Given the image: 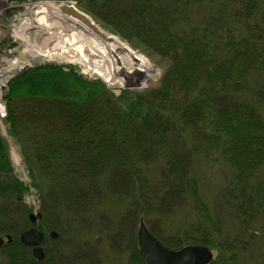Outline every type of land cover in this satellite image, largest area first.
Segmentation results:
<instances>
[{
	"label": "trees",
	"instance_id": "16d2710c",
	"mask_svg": "<svg viewBox=\"0 0 264 264\" xmlns=\"http://www.w3.org/2000/svg\"><path fill=\"white\" fill-rule=\"evenodd\" d=\"M86 1L163 73L156 87L117 97L55 65L8 81L4 122L38 191V229L59 221L66 232L114 208L112 232L103 224L97 235L127 264H145L140 222L169 250L207 248L209 264H264V0ZM12 173L0 136L2 233L12 238L2 264L108 262L95 242L64 251L60 236L34 258L19 241L27 188Z\"/></svg>",
	"mask_w": 264,
	"mask_h": 264
},
{
	"label": "rangeland",
	"instance_id": "374dc122",
	"mask_svg": "<svg viewBox=\"0 0 264 264\" xmlns=\"http://www.w3.org/2000/svg\"><path fill=\"white\" fill-rule=\"evenodd\" d=\"M49 3L55 6H72L75 10L86 16L88 20L92 21L104 34L119 40L121 44L129 47L134 53L144 58L149 64L151 71L154 73L150 83L144 85L143 88H140L141 85L135 83L134 76H131L129 80L131 86L129 87L123 88L119 91H110L106 88L116 97L124 91L144 92L156 87L163 73V66L159 59L147 55L140 47H133L127 40L111 31L107 24L88 14L85 10V8L89 6L86 0H37L33 2L26 1L21 4L12 3L7 0H0V136L4 139L7 146V152L13 171L12 176L27 188V192L20 201L21 205L17 207L16 205H12V207H20L21 209L31 210L29 212L35 214L39 213L40 207L38 191L32 187L33 182L27 165L21 155L20 148L8 134V127L4 122L5 104L3 98L6 94L5 89L7 82L23 70L42 65H55L63 68L64 70L72 69L84 79L88 81H95L94 78L86 72L84 65L76 62L71 53L67 52V49L71 46L68 45L70 35L78 34L79 32L71 30L66 26V24L62 23L61 20L49 12L46 14L35 15L34 12L37 10V7ZM60 12L65 17L70 16L65 15L62 11ZM23 19L31 22V25L24 32V36L28 39L29 44H23L20 40L15 39V33L18 32L20 22ZM38 19L43 21V25L39 26L36 23ZM56 45L59 47V50L58 47L54 48ZM73 46H71V48ZM38 48L46 50L42 56H38V54H36L37 52L35 51H37ZM24 49H26V52H23ZM60 50H63L65 53H58ZM10 64H13L14 67L9 68ZM36 183L40 184L43 188L45 186V183H41L37 177ZM102 208L103 207L99 206L97 213H99ZM116 218L115 209L113 208L106 214V219L108 221L104 219V217L102 220L96 218L95 220L83 223L76 228L72 225L70 229H66V232H62L59 221H56V223L52 225L54 227H50V231L55 233L57 236H60V246L64 251L72 248L75 245V242L77 243L83 239H88L89 241H93L98 244L102 260L105 258L108 261L103 264H127V260L125 259L126 254L121 252V254L117 256V253L111 250V245L108 241L103 238H98L97 235V233L100 232L101 227L104 226L103 224H108L107 229L112 232V229H110V222L115 225L117 223ZM138 226L139 225H136V232ZM107 229L103 228L102 231L108 232ZM46 233L49 234L50 232ZM119 239L121 240L120 237ZM109 254H111V256ZM108 256L113 259L112 262H110L111 260ZM2 263L3 259L0 258V264Z\"/></svg>",
	"mask_w": 264,
	"mask_h": 264
},
{
	"label": "bare ground",
	"instance_id": "6f19581e",
	"mask_svg": "<svg viewBox=\"0 0 264 264\" xmlns=\"http://www.w3.org/2000/svg\"><path fill=\"white\" fill-rule=\"evenodd\" d=\"M62 7L63 5L55 6L49 3L37 7L34 13L40 15L49 12L71 30L79 32L70 35L69 41L67 40L68 45L74 46L72 48L70 46L67 52L71 53L76 62L84 65L86 72L92 78L101 80L108 88L116 87L117 89L131 86L129 83L131 76H134L135 83L141 85L140 88L150 83L154 73L144 58L121 44L116 38L104 34L92 21L87 19L88 22H85L75 16H63L60 12ZM36 23L39 26L43 25L41 19H38ZM30 25L31 22L23 19L20 22L18 32L15 33V39L20 40L23 44L28 43L24 32ZM57 47L56 45L54 48ZM45 51L38 48L35 52L38 56H42ZM23 52H26V49ZM58 53L64 54L65 52L60 50ZM11 67L13 68L14 65L10 64L9 68Z\"/></svg>",
	"mask_w": 264,
	"mask_h": 264
},
{
	"label": "water",
	"instance_id": "95a60500",
	"mask_svg": "<svg viewBox=\"0 0 264 264\" xmlns=\"http://www.w3.org/2000/svg\"><path fill=\"white\" fill-rule=\"evenodd\" d=\"M61 11L67 15L75 16L78 19L88 22L86 16L75 10L72 6L63 5ZM98 81L103 83L101 80ZM106 88L110 91L120 90L116 87L108 88L106 86ZM35 217L40 218V214H30L29 219L33 222L35 221ZM138 225L136 232L137 247L145 264H209L213 259L212 252L201 246L191 245L179 250H169L152 237L143 222H140ZM55 236V233H52V237ZM43 238L44 236L41 232L32 229L21 234L20 242L24 246L33 248L32 256L34 258L43 260V253L40 248ZM6 239L10 242V237H6Z\"/></svg>",
	"mask_w": 264,
	"mask_h": 264
},
{
	"label": "flooded vegetation",
	"instance_id": "af4514ba",
	"mask_svg": "<svg viewBox=\"0 0 264 264\" xmlns=\"http://www.w3.org/2000/svg\"><path fill=\"white\" fill-rule=\"evenodd\" d=\"M21 201V199H17V202H20ZM1 211H2V206H1V204H0V239H1V244H0V250H1V248L2 247H4V245H6V244H10L11 242H12V238L10 237V236H8V235H4L2 232H9V230H6V231H4V229H3V227H2V217H1ZM30 212L29 213H27L26 215H25V219H26V223H27V225H26V228L22 231V233H24V232H27V231H30V230H32V229H34V230H36L37 232H43V234H44V238H43V241L44 240H49V241H54V240H56V238H57V235L55 236V237H52V231H50L51 230V228L49 229V230H46V229H44L43 231H40L39 229H38V224H39V221L41 220V213H34L35 215H37V214H40V218H38V217H35V221H31L30 219H29V216H30ZM18 232V231H17ZM45 232H50L49 234L48 233H45ZM21 233V234H22ZM21 234L19 235V241H20V236H21ZM6 237H10L11 239H10V242H8L7 241V239H6ZM42 241V242H43ZM21 243V242H20ZM22 244V243H21ZM23 245V244H22ZM24 246V245H23ZM24 247H27V246H24ZM27 248H29L30 249V251L32 252L33 251V248H31V247H27ZM0 258H1V252H0Z\"/></svg>",
	"mask_w": 264,
	"mask_h": 264
}]
</instances>
